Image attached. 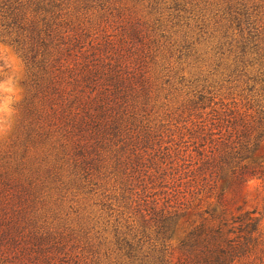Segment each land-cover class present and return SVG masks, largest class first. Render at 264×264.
Here are the masks:
<instances>
[{"label": "rangeland", "instance_id": "rangeland-1", "mask_svg": "<svg viewBox=\"0 0 264 264\" xmlns=\"http://www.w3.org/2000/svg\"><path fill=\"white\" fill-rule=\"evenodd\" d=\"M60 29L74 37L60 74L88 116L81 140L61 129L67 101L46 113V83L0 39V100L14 110L0 264H141L132 247L155 241V211L181 206L180 228L221 190L264 228L261 181L227 165L241 119L264 106V0H90Z\"/></svg>", "mask_w": 264, "mask_h": 264}, {"label": "trees", "instance_id": "trees-1", "mask_svg": "<svg viewBox=\"0 0 264 264\" xmlns=\"http://www.w3.org/2000/svg\"><path fill=\"white\" fill-rule=\"evenodd\" d=\"M88 2L0 0V39L16 48L27 65L37 69L42 83H46L43 92L50 103L46 113L55 115L58 99L67 101L60 110L61 129L69 124L72 129L78 128L80 140L88 130V116L81 109L73 111L70 98L73 90H66L60 74L65 64L62 55L71 52L69 41L74 38L67 30L63 31L67 34L61 35L60 27L69 25L79 12L86 10ZM82 78L87 82V77ZM246 116L239 123L241 129L236 145L228 153L227 165L233 179L257 178L264 188V106ZM216 205L220 211L210 203L180 228L176 224L183 213L181 206L172 210L164 206L155 211L151 218L155 224V241H149L147 249L143 241L132 245L141 254L137 257L141 264H264V228L255 211L229 212L224 190L218 193Z\"/></svg>", "mask_w": 264, "mask_h": 264}, {"label": "clouds", "instance_id": "clouds-1", "mask_svg": "<svg viewBox=\"0 0 264 264\" xmlns=\"http://www.w3.org/2000/svg\"><path fill=\"white\" fill-rule=\"evenodd\" d=\"M4 91L11 93V88H5ZM13 103V95H8L3 97L2 100H0V135L5 133L8 128L10 127V124L6 120V117L11 116L13 113V109L10 107V105Z\"/></svg>", "mask_w": 264, "mask_h": 264}]
</instances>
